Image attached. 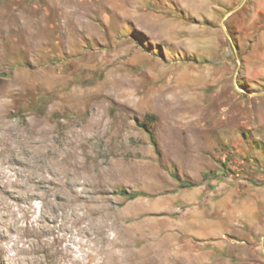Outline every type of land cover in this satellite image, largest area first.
I'll return each instance as SVG.
<instances>
[{
  "label": "rangeland",
  "instance_id": "rangeland-1",
  "mask_svg": "<svg viewBox=\"0 0 264 264\" xmlns=\"http://www.w3.org/2000/svg\"><path fill=\"white\" fill-rule=\"evenodd\" d=\"M257 4L0 0L4 264H264Z\"/></svg>",
  "mask_w": 264,
  "mask_h": 264
},
{
  "label": "bare ground",
  "instance_id": "bare-ground-1",
  "mask_svg": "<svg viewBox=\"0 0 264 264\" xmlns=\"http://www.w3.org/2000/svg\"><path fill=\"white\" fill-rule=\"evenodd\" d=\"M1 122V121H0ZM5 124L0 123V131H1V136L0 137H4L5 135ZM20 133V132H19ZM5 138V137H4ZM6 141L3 139L2 143H1V147H0V151H3L6 149ZM13 148V147H12ZM21 150V149H20ZM22 151V150H21ZM4 155V153H3ZM4 176V172L2 171L1 173ZM1 178V177H0ZM3 182V181H2ZM15 182V181H14ZM4 183V182H3ZM6 185V184H5ZM5 185H3L2 183H0V236L3 233V225L5 223V218H6V209H7V202H6V189H5ZM76 189V188H75ZM66 198V197H65ZM66 204V203H65ZM82 206V205H81ZM8 210V209H7ZM64 210V209H63ZM64 218V217H63ZM95 224V223H94ZM108 227V226H107ZM35 229V228H34ZM39 229V228H38ZM28 230V229H27ZM118 231V230H117ZM94 232V231H93ZM90 236V235H89ZM3 237V235L1 236ZM4 238V237H3ZM60 239V238H59ZM120 239V238H119ZM118 240V239H117ZM1 241V240H0ZM128 241V240H127ZM97 242V241H96ZM127 243V242H126ZM79 244V243H78ZM93 244V243H92ZM111 246V245H110ZM1 248H3L2 246L0 247V252H1ZM69 250V249H68ZM106 250V249H105ZM109 250V248H108ZM22 251V250H21ZM54 251V250H53ZM92 251V250H91ZM100 251V250H99ZM95 252V251H94ZM128 252V251H127ZM2 253V252H1ZM57 253V252H56ZM58 254V253H57ZM101 254V253H100ZM59 255V254H58ZM123 255V254H122ZM6 258V257H5ZM99 258V257H98ZM130 258V257H129ZM128 258V261H129ZM3 259H0V263H3ZM131 262V261H130ZM114 263V262H113ZM94 264V263H93Z\"/></svg>",
  "mask_w": 264,
  "mask_h": 264
},
{
  "label": "trees",
  "instance_id": "trees-1",
  "mask_svg": "<svg viewBox=\"0 0 264 264\" xmlns=\"http://www.w3.org/2000/svg\"><path fill=\"white\" fill-rule=\"evenodd\" d=\"M147 117L151 118V119L149 120V122L152 121L153 118H154L153 115H147ZM140 126H141V127L145 130V132L147 133V136H148V138H149V141H150V143L153 145V147H154V149H155V152H156L157 154H159V150H158V147H157V143H156V141H155V138H154V135H153L152 130H151L147 125H145V124H140ZM193 185H194V184H192V183H182V186H193ZM118 194H120V195H122V196H127L128 198H134V197H136V196L138 195V193H131V194H128V193L126 192L125 189H119Z\"/></svg>",
  "mask_w": 264,
  "mask_h": 264
},
{
  "label": "crops",
  "instance_id": "crops-1",
  "mask_svg": "<svg viewBox=\"0 0 264 264\" xmlns=\"http://www.w3.org/2000/svg\"><path fill=\"white\" fill-rule=\"evenodd\" d=\"M258 8L264 12V0H258Z\"/></svg>",
  "mask_w": 264,
  "mask_h": 264
},
{
  "label": "water",
  "instance_id": "water-1",
  "mask_svg": "<svg viewBox=\"0 0 264 264\" xmlns=\"http://www.w3.org/2000/svg\"><path fill=\"white\" fill-rule=\"evenodd\" d=\"M264 92V91H263Z\"/></svg>",
  "mask_w": 264,
  "mask_h": 264
}]
</instances>
